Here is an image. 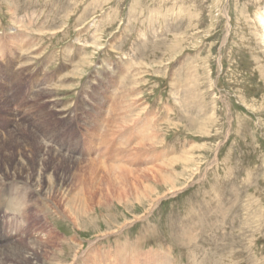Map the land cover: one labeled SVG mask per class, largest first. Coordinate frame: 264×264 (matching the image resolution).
<instances>
[{"label":"rangeland","instance_id":"1","mask_svg":"<svg viewBox=\"0 0 264 264\" xmlns=\"http://www.w3.org/2000/svg\"><path fill=\"white\" fill-rule=\"evenodd\" d=\"M263 10L264 0H0L1 38L22 33L17 44L31 47L19 53L6 43L0 50V174L12 157L25 162L28 153L16 142H29L34 157L46 149L49 165L48 148L83 161L61 160L55 173L64 181L53 188L46 217L38 212L30 228L77 237L80 253L98 238L87 252L98 254L94 264H124L119 254L153 249L170 264H264ZM138 138L154 144L141 149ZM106 157L133 171L107 172L98 162ZM172 157L179 159L167 168ZM155 164L156 175L171 180L135 172ZM73 180L86 201L96 199L79 228L58 210L60 194L76 193ZM136 182L154 188L151 200L133 198ZM4 218L10 233L23 231V222ZM64 246L70 262L80 245ZM89 254L81 264L91 263ZM6 258L0 264H30ZM148 259L140 264L155 262Z\"/></svg>","mask_w":264,"mask_h":264},{"label":"bare ground","instance_id":"2","mask_svg":"<svg viewBox=\"0 0 264 264\" xmlns=\"http://www.w3.org/2000/svg\"><path fill=\"white\" fill-rule=\"evenodd\" d=\"M260 10V9H259ZM262 10V9H261ZM258 11V10H257ZM225 12V11H224ZM260 12V11H259ZM255 13H257V12H255ZM255 15H257V14H255ZM226 17H227V15H226ZM256 17V16H255ZM257 18V17H256ZM227 20H228V18H227ZM256 21H257V19H256ZM258 21H259V23H260V25H261V28H262V40L264 41V10H263V12H261V13H258ZM229 23V22H228ZM256 25V24H255ZM261 32V31H260ZM260 32H258V33H260ZM20 35L19 36H12V34H9L8 36L7 35H5V38H1V36H0V50H4V46L5 45H7L6 43H8V45H13V47H14V50L15 51H17V52H21V51H29L30 52V50L29 49H31V47L30 48H25V45H24V48H21L20 47V45L19 44H17L18 43V41H22L23 40V38L25 37V36H23V37H21V34L22 33H19ZM261 35V34H260ZM19 38V39H18ZM94 38V37H93ZM259 38V37H258ZM261 38H260V40H261ZM262 41V42H263ZM93 42V41H92ZM20 43V42H19ZM94 43V42H93ZM96 43V42H95ZM92 44V43H91ZM95 45V44H94ZM33 48V47H32ZM9 51V50H8ZM2 52V51H1ZM16 53V52H15ZM22 53V52H21ZM35 53V52H34ZM137 54V53H136ZM29 55V54H28ZM24 56V55H23ZM120 56V55H119ZM31 57V56H30ZM49 58V57H48ZM26 59V58H25ZM31 59V58H30ZM136 59V58H135ZM26 60H28V59H26ZM25 60V61H26ZM21 62V61H20ZM46 62V61H45ZM90 62V61H89ZM24 63V62H23ZM47 63V62H46ZM131 63V62H130ZM32 64V63H31ZM88 64V63H87ZM74 65V64H73ZM21 66V65H20ZM45 66V65H44ZM82 66V65H81ZM130 65L128 64V67H129ZM32 67V66H31ZM70 67V66H69ZM76 67H79V65L77 64V66ZM72 68V67H71ZM82 68V67H81ZM80 67H79V69H81ZM73 69H74V67H73ZM77 69V68H76ZM129 69V68H128ZM131 69V68H130ZM129 69V70H130ZM75 70V69H74ZM82 70V69H81ZM71 71V70H70ZM77 71V70H76ZM131 71V70H130ZM77 73V72H76ZM133 74V73H132ZM16 75V74H15ZM66 75V74H65ZM175 75V74H174ZM15 77V76H14ZM68 77H69V75H68ZM63 78H64V76H63ZM13 80V79H12ZM64 81V80H63ZM74 81V80H73ZM67 82V81H66ZM120 82H121V80H120ZM66 84V83H65ZM67 85V84H66ZM69 85V84H68ZM116 85V84H115ZM41 87H43V86H41ZM55 87V86H54ZM54 87H52L53 89H54ZM115 87V86H114ZM122 88V87H121ZM46 88H43L42 90H45ZM47 89H49V88H47ZM52 90V89H51ZM115 90V89H114ZM128 90V89H127ZM129 91V90H128ZM52 92V91H51ZM34 93V92H33ZM32 93V94H33ZM43 93V92H42ZM46 93V92H45ZM120 93H121V91H120ZM129 93V92H128ZM36 94V93H35ZM119 94V93H118ZM120 95V94H119ZM128 95V94H127ZM130 95V94H129ZM128 95V96H129ZM38 96V95H37ZM45 96V95H44ZM122 96V95H121ZM124 96V95H123ZM126 96V95H125ZM36 97V96H35ZM46 97H47V95H46ZM37 98V97H36ZM54 98V97H53ZM125 97H122V99H124ZM34 99V98H33ZM36 100V99H35ZM44 100V99H43ZM125 100V99H124ZM134 100V99H133ZM6 101V100H5ZM38 101V100H37ZM118 101H119V99H118ZM121 101H123V100H121ZM135 101V100H134ZM29 102H31V101H29ZM38 103V102H37ZM128 103V102H127ZM1 104V103H0ZM27 104V103H26ZM41 104H43V103H41ZM119 105V104H118ZM7 106V105H6ZM6 106H5V108H6ZM29 106V105H28ZM28 106H27V108H28ZM44 106V105H43ZM32 107V106H31ZM119 107V106H118ZM118 107H116V108H118ZM124 107V106H123ZM27 108H26V110H27ZM37 108H40V107H37ZM109 108V107H108ZM120 108V107H119ZM10 109V108H9ZM66 109V108H65ZM126 109V108H125ZM59 110V109H58ZM128 110V109H127ZM104 111H105V109H104ZM46 112H47V110H46ZM127 112V111H126ZM29 113V112H28ZM45 113V112H44ZM43 112L41 113V114H44ZM59 113H62V112H59ZM105 113V112H104ZM27 114V113H26ZM36 114V113H35ZM34 114V115H35ZM49 114V113H48ZM53 114V113H52ZM50 115V114H49ZM48 115V116H49ZM13 116V115H12ZM30 116H32V115H30ZM45 116H47V115H45L44 114V117ZM61 116V115H60ZM115 113H114V121H115ZM41 117V116H40ZM50 117V116H49ZM51 117H53V116H51ZM99 117V116H98ZM106 117H107V115H106ZM119 118H120V114H119V116H118ZM130 117V116H129ZM10 118V117H9ZM26 118V117H25ZM102 118H103V116H102ZM110 118V117H109ZM124 118V117H123ZM128 118V117H127ZM126 118V119H127ZM134 118V117H133ZM12 119V118H11ZM23 119V118H22ZM45 119H46V117H45ZM56 119V118H55ZM58 119V118H57ZM113 119H112V121H113ZM125 118L124 119H122V117H121V120H126ZM147 119V118H146ZM9 120V119H8ZM28 120V119H27ZM30 120V119H29ZM39 120V119H38ZM44 120V119H43ZM50 120V119H49ZM48 120V121H49ZM110 119H108V121H109ZM129 120V121H128ZM127 121H128V124H129V122L131 121L130 119H128ZM136 120V119H135ZM134 120V121H135ZM139 120V119H138ZM20 121V120H19ZM47 121V120H46ZM51 121V120H50ZM49 121V122H50ZM55 121H57V120H55ZM108 121H107V123H108ZM112 121H111V123H112ZM117 121V120H116ZM115 121V122H116ZM120 121V120H119ZM118 121V122H119ZM31 122V121H30ZM35 122V121H34ZM53 122H54V120H53ZM110 122V121H109ZM122 122V121H121ZM15 122H13L12 124H14ZM24 123V122H23ZM32 123V122H31ZM39 123H40V121H39ZM42 123H46V122H42ZM56 123V122H55ZM91 123V122H90ZM110 123V124H111ZM117 123V122H116ZM115 123V124H116ZM131 123V122H130ZM17 124V123H16ZM18 124H19V122H18ZM28 124H30V123H28ZM28 124H27V126H28ZM114 124V122L112 123V125L113 126H115L116 128L118 127L119 128V126H121L122 125V123H121V125H120V123H119V125H115ZM124 124H126V121H124ZM35 125H36V123H35ZM35 125H34V127H35ZM42 125V124H41ZM48 125H50V123L48 124ZM105 125V124H104ZM108 125V124H107ZM144 125V124H143ZM142 125V126H143ZM149 125V124H148ZM151 125H153V124H151ZM18 126V125H17ZM16 126V127H17ZM39 126V125H38ZM46 126V125H45ZM90 126V125H89ZM100 126V125H99ZM98 126V127H99ZM103 125H101V127H102ZM123 126V125H122ZM32 127V126H31ZM33 127V128H34ZM41 127V126H40ZM43 127V126H42ZM104 127V126H103ZM111 127L112 126H110L109 128L111 129ZM123 127H125V126H123ZM123 127H122V129H123ZM131 127H132V125H131ZM151 127V126H150ZM23 128V127H22ZM32 128V129H33ZM47 128V127H46ZM88 128V127H87ZM109 128H107V129H109ZM126 128V127H125ZM128 128V127H127ZM149 128V127H148ZM20 129V128H19ZM37 129V128H36ZM96 129V128H95ZM99 129V128H98ZM104 129V128H103ZM113 129H115V128H113ZM152 129V128H151ZM8 130H11V129H8ZM21 130V129H20ZM40 130V129H39ZM112 130V129H111ZM118 130V129H117ZM117 130H115V131H117ZM120 130H121V128H120ZM119 130V131H120ZM130 130V129H129ZM31 131V130H30ZM30 131L29 130H27L26 129V127H25V132H27V133H29L30 134ZM36 131V130H35ZM108 131V130H107ZM107 131H106V133H107ZM115 131H113V132H115ZM118 131V132H119ZM5 132V131H4ZM16 132V131H15ZM24 132V133H25ZM103 132V131H102ZM113 132H112V136H113ZM117 132V133H118ZM148 132V131H147ZM45 133V132H44ZM116 133V134H117ZM151 133V132H150ZM13 134V133H12ZM34 134V133H33ZM38 134V133H37ZM102 133L100 132V135H101ZM122 134V133H121ZM157 134V133H156ZM35 135V134H34ZM106 135V134H105ZM5 136V135H4ZM32 136V135H31ZM45 136V135H44ZM97 136V135H96ZM36 137V136H35ZM46 137V136H45ZM102 137H104V136H102ZM108 137H109V135H108ZM107 137V138H108ZM114 137V136H113ZM139 137H141V136H139ZM151 137L153 138V136L151 135ZM32 138H33V136H32ZM38 138V137H37ZM41 138V137H40ZM100 138V137H99ZM111 138L109 137V140H110ZM141 139V138H140ZM140 139L138 138V140L136 141V142H138V146H139V148H141V147H144V148H146V146H152L153 144H154V142H149V143H146V139L145 140H141L140 141ZM156 139H158V136L156 137ZM160 139V138H159ZM17 140V138L14 140V141H16ZM33 140H35V139H33ZM47 140V139H46ZM128 140V139H127ZM140 141V142H139ZM149 141H151V139H149ZM32 142V141H31ZM100 142H102L101 140H100ZM104 142V141H103ZM102 142V143H103ZM29 143V142H28ZM28 143H17L16 142V144H17V146L19 147V148H22L23 149V151H25V152H27L28 153V155L26 156L27 158H26V160H25V162L23 161V159L22 158H20L19 156H17V158H13L12 157V159H13V161H9V162H6V164H4V166H3V172H1V174H0V181H2V183H0V186H3V185H8V186H12V185H15V183L13 184L12 182L13 181H16V180H19L21 183H23L26 187H28L31 191V197H32V194H34L37 198H34V199H31L30 197H29V200H30V206L28 207V209H27V212L25 213V215L24 216H22V217H13V216H10V215H7V214H5V213H3V217H1L0 216V262H3V261H5L4 260V258H6V257H8L9 259H13V260H20V261H25V262H29L30 264H43L45 261L47 262H49V263H51V261H54L52 264H81L82 263V261L83 260H85L86 258V255H88L87 254V252H89V251H91V249L93 250V248H94V243H95V241L98 239H91V240H89V245L87 246V249H85V248H83V250L81 251V253H80V247H82L81 245H82V242H81V240L80 239H78L77 237H73V236H71L72 238H71V240L68 238V237H65L64 235H62V234H60V233H58L55 229H53V228H50V229H47V230H36L35 228H34V226H33V229H31L30 227H31V225L32 224H34V222L36 221V216L37 217H39L38 215H37V213L38 212H40V215L41 214H43L45 217H46V208H45V206H47V202L49 201L50 202V197H51V192H52V190H53V188L55 187V189H56V187H57V189H58V185H61L62 183H63V181H64V178H62L61 176H60V178H58L57 177V174L55 173V171H57V169L59 168V166L58 165H61L60 164V162H61V160H63L64 161V163H66V162H68V163H71V162H76V163H82L81 161H75V160H73V159H71V157H69L68 155L66 156V155H64V154H62V153H60L59 151H55V150H53V149H50V148H48L47 149V151H48V153L51 155V159H53L55 162L51 165H49L46 161L48 160L47 159V156L45 155L47 152H45L46 151V149L44 150V148L42 149V151L41 152H38V154L34 157L33 156V154L30 152V150H29V148H31V147H29L28 148ZM48 143V142H47ZM106 143V142H105ZM159 143V142H158ZM2 144V143H1ZM124 144V143H123ZM40 145V144H39ZM47 145V144H46ZM49 145H51V143H49ZM48 145V146H49ZM134 145V144H133ZM30 146V145H29ZM35 146V145H34ZM53 146V145H52ZM126 146V145H125ZM128 146V145H127ZM126 146V147H127ZM8 147V146H7ZM44 147H47V146H44ZM132 147H134V146H132ZM39 148H42V147H39ZM129 148V147H128ZM152 148V147H151ZM36 149V148H35ZM127 149V148H126ZM132 149H134V148H132ZM135 149H137V147L135 146ZM142 149V148H141ZM32 150H33V148H32ZM38 150H40V149H38ZM10 151V150H9ZM121 151H123V150H121ZM133 151V150H132ZM141 151V150H140ZM26 153V154H27ZM37 153V152H36ZM125 153H126V151H125ZM124 153V154H125ZM144 153V152H143ZM129 154V153H128ZM132 154H130V156H131ZM122 156V155H121ZM125 156V155H124ZM144 157H145V155H143ZM142 156V157H143ZM129 157V156H128ZM182 157V156H181ZM9 158V157H8ZM107 158V157H106ZM118 158V157H117ZM120 158V157H119ZM124 158V157H123ZM99 159V158H98ZM108 159V158H107ZM105 160V161H109V159L108 160ZM142 159V158H141ZM161 159H163V158H161ZM179 158L178 157H172L171 159H168V161L167 162H163V165H165L167 168H169V166H168V164H171V166H173V164H174V162H176L177 160H178ZM8 160V159H7ZM126 160V159H125ZM125 160H123V161H125ZM149 160V159H148ZM5 161V160H4ZM62 161V162H63ZM90 161L92 162H94V159H90ZM101 161H102V159H101ZM101 161H99L98 160V162H100V164L101 165H104L105 167H106V171L108 172L109 170L111 171H113L114 170V168H116L115 170H117V169H120V168H123L124 169V171L125 172H132L133 170L131 169V168H128V167H123V165H117V166H112V162H110V164H104V163H107V162H105V161H102L103 163H101ZM122 161V160H121ZM122 161V162H123ZM84 162H87L88 163V161H84ZM169 162V163H168ZM186 162H188V161H186ZM10 163V164H9ZM115 163V162H114ZM120 163V162H119ZM126 163V162H125ZM133 163V162H132ZM131 163V164H132ZM72 164V163H71ZM89 164V163H88ZM77 165V164H76ZM87 165V164H86ZM126 165H128V164H126ZM126 165H124V166H126ZM154 165V164H153ZM162 165V164H161ZM58 166V167H57ZM62 167V166H61ZM80 167H81V165H80ZM83 167H85V166H83ZM129 167H130V165H129ZM140 167H142V165L140 166ZM144 167V166H143ZM159 167H160V165H159ZM158 166H156V164H155V166H151L150 165V167L148 166L147 168H146V166H145V168H141L140 170H136L135 172H137V173H139V174H141L143 171H148V172H153L154 173V176H153V179H156V180H161V182H163L164 180H166V179H168L169 177H170V174L168 173V177L166 176L165 177V175L164 174H161V178L159 177V176H157L156 175V172H157V169L159 168ZM135 169V168H134ZM45 172H47V173H50V175H47ZM71 172H75V171H72L71 170ZM162 172H164V171H162ZM76 173V172H75ZM144 173V172H143ZM142 173V174H143ZM56 174V175H55ZM72 174V173H71ZM109 174V173H108ZM74 175V174H73ZM76 175V174H75ZM74 175V176H75ZM39 176H40V179H39ZM80 175H78V177H79ZM77 177V176H76ZM73 178V177H72ZM75 179V178H74ZM58 180V181H57ZM71 180V179H70ZM106 180L107 181H110V179H108L107 177H106ZM169 180H171L170 178H169ZM90 181V180H89ZM88 181V182H89ZM138 181H141L142 182V179H138ZM88 182H87V184H88ZM96 182V181H95ZM52 183H54V184H52ZM72 184L74 185V187L76 188L75 189V191H76V193L73 191L72 192V194H70V195H63V193L62 194H60V201H61V203H62V208L61 209H58L62 214H63V216L64 217H67V216H69V217H67L68 218V220L71 222V223H73V225H74V227L75 228H79V224H78V222H79V218L80 217H83V214H85V213H89V210H92V207H91V205H89V204H91L92 203V199L94 200L95 199V196L93 195L94 193H95V191L96 190H93L92 188H90V184L88 185L89 186V188L87 187V190L89 191V193L90 194H92L93 196H92V198H87V201H88V203H87V201L83 198L84 196H83V193H82V191H81V189H77L78 188V185H77V181H75V180H73L72 181ZM91 184H92V181H91ZM96 184V183H95ZM140 185V184H139ZM93 187V186H92ZM130 187H131V189H132V193H133V198L134 199H136V200H139V199H141V198H144V197H147V199L148 200H151L152 199V196H153V194H155V190H154V188H152V187H147V186H142V188L140 189V186H138L137 185V182L135 183V184H131L130 185ZM94 188V187H93ZM98 188V187H97ZM95 189V188H94ZM72 191V190H71ZM171 192H173V189L171 190ZM53 193H54V191H53ZM78 194H79V196H78ZM148 194H150V195H148ZM127 195V194H126ZM148 195V196H147ZM126 197V196H125ZM48 199V200H47ZM50 199V200H49ZM96 200V199H95ZM154 201V200H153ZM152 202V201H151ZM153 206V205H152ZM152 206H151V203L149 204V206H148V208H147V210L151 207L152 208ZM35 211H37V212H35ZM72 211H75V212H81V215H79V213H77L79 216H72V214H71V212ZM2 212V211H1ZM208 212V211H207ZM43 216V217H44ZM4 217H8V219L10 220L11 218H13V219H17L18 221H20V222H23V224H24V226H22L24 229H23V231L22 232H18V233H15V232H9V226H8V224H7V219L6 218H4ZM39 220V219H38ZM107 221H109V220H107ZM58 227V226H57ZM109 229H110V227H109ZM120 229V228H119ZM115 231H117V230H115ZM114 231V228H113V232H115ZM126 231V230H125ZM109 233H112V230L111 231H107V232H104V233H102L101 235H103V236H106V235H108ZM17 234H19L17 237L18 238H16L15 240H12V241H10V242H8V243H6L8 240H10V239H12V238H14L15 236ZM24 234V235H23ZM39 235H41L40 237L42 238V239H40V238H38L39 237ZM100 235V236H101ZM119 235V234H118ZM38 236V237H37ZM77 236V235H76ZM97 237V236H96ZM99 237V236H98ZM102 237V236H101ZM151 237V236H150ZM154 237V236H153ZM192 237V236H191ZM95 238V237H94ZM100 238V237H99ZM25 239V241H23ZM69 239V240H68ZM153 239V238H152ZM122 240V239H121ZM154 240V239H153ZM38 241H44V243L45 244H40ZM69 241H72V242H75V244L77 243V245L79 244L80 246H78V247H74V251H73V258H72V260H70V262H67V261H65V257H66V255H65V251L67 250V249H65L64 250V245H65V243H68ZM127 241V240H126ZM177 241H179V240H177ZM22 242H24V243H22ZM4 243H6V244H4ZM127 243V242H126ZM157 243V242H156ZM51 244L52 245H54V247L47 253V254H45V255H42V253L44 252L45 253V251H47L46 250V247H51ZM70 244V243H69ZM123 244V243H122ZM180 244H182V243H180ZM72 245V244H71ZM141 245V244H140ZM74 246V245H73ZM124 246H126V245H124ZM127 246H129V245H127ZM97 247V246H96ZM95 247V248H96ZM122 247V246H121ZM130 247V246H129ZM139 247V246H138ZM118 248H120L119 246H118ZM97 249V248H96ZM115 249H116V245H115ZM114 249V250H115ZM123 248H121V250L119 249V250H115L114 252H118V253H121L123 250H122ZM137 250H138V248H136ZM101 250V249H100ZM131 250V249H130ZM154 250V249H153ZM153 250H148V251H144V252H142L141 251V253L139 252V253H137V252H134V249H132V251L135 253H132L133 255L131 256V254H130V256L128 255V258H126L125 259V257H122L121 255L122 254H119L118 255V258H117V261L118 262H122V263H124V264H126V262H131V263H134V264H140V262L141 261H146V259H147V256H150V259H148V260H150L151 262L152 261H155L153 264H170L171 263V259L167 256V254H164V253H162V252H156L155 254H151L152 252H153ZM42 251V252H41ZM96 250H94V252H95ZM136 251V250H135ZM67 252V251H66ZM92 252V251H91ZM100 252V251H99ZM108 252V251H107ZM111 252V251H110ZM96 253H97V251H96ZM95 253V254H96ZM125 253V252H124ZM137 253V254H136ZM41 254V255H40ZM91 254V253H90ZM89 254V255H90ZM129 254V253H128ZM37 255H39L40 257H42L41 258V261H39L37 258H36V256ZM97 256H98V254H96ZM96 255H94V256H92V254H91V256L92 257H90V258H87V260H88V263H90V261H91V263L90 264H94L95 263V261H94V259L96 258ZM109 255V254H108ZM124 255V254H123ZM83 256H85L84 258H83ZM107 256V255H106ZM111 255H109V257H110ZM121 256V257H120ZM108 257V258H109ZM194 257V256H193ZM8 258H6V260L8 259ZM107 258V257H106ZM107 258V259H108ZM106 259V260H107ZM142 259V260H141ZM82 260V261H81ZM86 261V260H85ZM87 262V261H86ZM10 264H12L11 262H10ZM47 264V263H46ZM87 264V263H86Z\"/></svg>","mask_w":264,"mask_h":264},{"label":"clouds","instance_id":"3","mask_svg":"<svg viewBox=\"0 0 264 264\" xmlns=\"http://www.w3.org/2000/svg\"><path fill=\"white\" fill-rule=\"evenodd\" d=\"M30 191L23 184L0 186V211L13 217L24 216L30 206Z\"/></svg>","mask_w":264,"mask_h":264}]
</instances>
